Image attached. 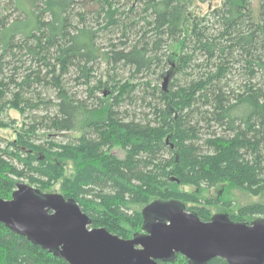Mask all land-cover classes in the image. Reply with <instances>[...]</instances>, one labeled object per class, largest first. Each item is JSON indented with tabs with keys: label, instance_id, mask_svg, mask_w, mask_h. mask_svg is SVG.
<instances>
[{
	"label": "trees",
	"instance_id": "trees-1",
	"mask_svg": "<svg viewBox=\"0 0 264 264\" xmlns=\"http://www.w3.org/2000/svg\"><path fill=\"white\" fill-rule=\"evenodd\" d=\"M197 1L207 0H31L30 15L0 18V113L42 111L0 147V197L10 199L20 178L40 192L58 184L91 227L127 239L142 231L137 207L198 202L180 185L264 193V0L256 9L253 0H220L189 18ZM85 15H92L91 27ZM104 30L113 41L122 38L106 51L96 42ZM167 55L185 82L157 91L155 104L143 102L149 109L143 119L122 109L136 98L134 80L165 64ZM99 63L108 76L94 83ZM118 69H128L124 82L116 80ZM67 76L83 86L84 100L67 89ZM105 88L106 98L96 96ZM48 90L52 101L42 95ZM7 127L0 120V128ZM39 129L78 135L37 143ZM201 129L208 135L202 143ZM186 210L204 221L211 217L204 209ZM253 215H264L263 203L228 217ZM186 263L176 254L164 264ZM0 264L68 263L0 223ZM207 264L228 263L214 257Z\"/></svg>",
	"mask_w": 264,
	"mask_h": 264
},
{
	"label": "water",
	"instance_id": "water-1",
	"mask_svg": "<svg viewBox=\"0 0 264 264\" xmlns=\"http://www.w3.org/2000/svg\"><path fill=\"white\" fill-rule=\"evenodd\" d=\"M142 215V231L124 239L91 227L76 201L60 193L21 182L10 199L0 197V223L68 264H164L176 254L186 264H207L214 257L264 264V219L233 221L219 213L204 221L177 200H154Z\"/></svg>",
	"mask_w": 264,
	"mask_h": 264
},
{
	"label": "rangeland",
	"instance_id": "rangeland-1",
	"mask_svg": "<svg viewBox=\"0 0 264 264\" xmlns=\"http://www.w3.org/2000/svg\"><path fill=\"white\" fill-rule=\"evenodd\" d=\"M122 1V0H121ZM258 0L252 1V7L253 9H256ZM15 1L12 0H0V18H4L6 22L11 21L14 18H23L24 14L30 15L31 11L33 9L31 0H17V5L20 9H17L15 6ZM220 0H207L205 2H194L192 9L190 11L189 18L193 17L195 14L202 15L206 13L211 8L218 5ZM77 10V9H76ZM92 15H85V21H83L84 24H86L88 27H91L93 25V21L91 19ZM90 17V19H89ZM77 21V20H75ZM78 26H81L80 23H76ZM96 42L97 46L100 50L106 51L109 49V44L111 42H114V44H119L120 40L122 39H116L111 40V37L106 36V30L100 31L96 34ZM170 50H175L176 47L173 45H170ZM96 71L94 72V78L91 82H96L101 80L104 82L107 80V67L105 69L104 65L102 63H99L98 65H94ZM119 68V67H118ZM125 70H117L116 80H122L121 82H124L125 79L128 78L129 72ZM173 70V72H172ZM112 72V71H111ZM235 73V72H234ZM112 74V73H110ZM168 74V78L165 80V76ZM74 76H67L66 77V85L67 89L71 93H76L80 99L84 100L85 92H83V86L78 85L74 80ZM234 79V78H233ZM94 82V83H95ZM134 82L138 83L137 89H135L133 93V97H136L134 102L130 103L128 101H125L121 108H127L129 112H135L137 113V116L140 118H144L145 114L149 113V109L147 107L143 106V102H150L151 104H155L157 98V91L160 89H174L176 85L182 84L185 82V79L181 76L180 73L175 72V68L173 67V64L171 62V58H166L165 64H161L158 68L156 67L154 69V72L146 76L145 78L139 77L134 80ZM148 82V84H146ZM230 84L232 83L233 86H235L237 83L234 81H229ZM174 84V85H173ZM173 85V86H172ZM109 88V87H107ZM103 93L97 92L96 96L100 97L103 96L106 98V88ZM43 97L49 100L54 99V92L53 90L45 91L43 94ZM77 97V96H76ZM141 98H144V101L141 100ZM142 101V103H141ZM90 102V101H89ZM44 106V105H43ZM42 107V106H41ZM41 110V109H40ZM25 111L23 115H21L18 111L9 108V109H3V111L0 113V120L2 122L8 123L11 125V127L7 128H0V147H3L6 145V141L13 140L16 137L17 132L21 129V126L30 125L33 122L36 123L35 116L41 114L42 111ZM148 116H150L148 114ZM37 118V117H36ZM38 119V118H37ZM26 124V125H25ZM25 128V127H24ZM203 128V127H201ZM200 138L199 142L202 143L205 138L208 137V135H205V129L200 130ZM74 133L70 132H55V131H47L43 129H39L36 133L37 139L36 142L42 143L46 142L47 140H53V141H67L68 139H71L73 137ZM112 152L118 156H122L123 152L119 148H113ZM66 175L70 174L72 172V166L69 163H66ZM12 180L15 181L14 178ZM16 181H22V183L28 184L26 179L20 178L16 179ZM179 190L189 193V194H195L198 198V202H191L186 204V207H194L199 209H204L208 212V215L213 216L215 214L224 213L227 216L235 215L237 212V209L241 206L247 205V204H253V203H263L264 204V193L259 194L258 196H252L240 189L230 187L227 185H217L213 188L209 189H201L196 190L192 186H184L180 185L178 187ZM45 192L49 193H59V185L56 184L51 188H48L45 190ZM211 200V203H206V200ZM143 206L137 207L138 210L142 209ZM136 208V207H135ZM246 222H251L253 220L257 219H264V215H253L245 217ZM132 234L130 235V237Z\"/></svg>",
	"mask_w": 264,
	"mask_h": 264
}]
</instances>
